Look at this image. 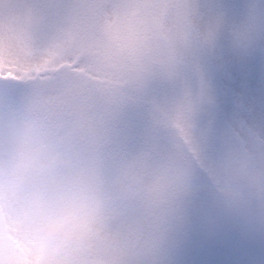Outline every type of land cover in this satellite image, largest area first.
<instances>
[{
  "label": "rangeland",
  "instance_id": "obj_1",
  "mask_svg": "<svg viewBox=\"0 0 264 264\" xmlns=\"http://www.w3.org/2000/svg\"><path fill=\"white\" fill-rule=\"evenodd\" d=\"M181 3L0 0V264H165L190 149L141 101L183 68Z\"/></svg>",
  "mask_w": 264,
  "mask_h": 264
},
{
  "label": "snow or ice",
  "instance_id": "obj_2",
  "mask_svg": "<svg viewBox=\"0 0 264 264\" xmlns=\"http://www.w3.org/2000/svg\"><path fill=\"white\" fill-rule=\"evenodd\" d=\"M183 68L142 104L174 112L190 149L187 196L165 264H264V0H182ZM138 139L145 113L125 118ZM234 167L247 178L233 183ZM237 189L246 199L230 203Z\"/></svg>",
  "mask_w": 264,
  "mask_h": 264
}]
</instances>
